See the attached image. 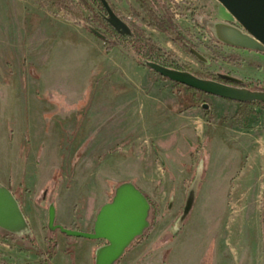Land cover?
Masks as SVG:
<instances>
[{"label":"rangeland","instance_id":"374dc122","mask_svg":"<svg viewBox=\"0 0 264 264\" xmlns=\"http://www.w3.org/2000/svg\"><path fill=\"white\" fill-rule=\"evenodd\" d=\"M61 1L0 0V175L31 219L33 232L20 238L0 230V264H85V250L75 242L90 239L60 231L55 234L56 256L45 260L48 204L57 203L64 213L74 204L71 224L91 231L90 225L82 228L84 215L91 207L98 212L124 181L141 187L156 207L154 216L151 209L152 226L116 264H216L218 235L227 221L225 199L242 163L228 143L235 141L238 127L264 126V105L239 104L175 85L137 63L124 44L106 55V38L89 32L90 24L65 21L53 6ZM108 2L130 27L142 28L183 66L180 70L217 79L219 73L228 74L264 89V51L218 41L216 18L233 21L215 0H164L187 40L186 49L144 21L137 0ZM98 12L101 16L104 8ZM191 48L208 61L198 60ZM192 109V119L198 120L195 132L182 131L186 136L181 133L175 146L173 141L172 146L161 143L164 121ZM30 140L38 170L32 161L27 164ZM192 188V210L180 222ZM92 241V250L102 243Z\"/></svg>","mask_w":264,"mask_h":264},{"label":"water","instance_id":"95a60500","mask_svg":"<svg viewBox=\"0 0 264 264\" xmlns=\"http://www.w3.org/2000/svg\"><path fill=\"white\" fill-rule=\"evenodd\" d=\"M104 8V21L123 39L133 38L131 27L112 9L108 0H100ZM231 17L233 24L217 22V39L226 45L242 49L264 51V0H215ZM89 30L101 39L106 37L97 29ZM190 52L201 62L208 60L195 49ZM143 65L166 79L190 87L204 94L238 103H264V89L250 90L243 80L219 73L222 80L207 79L158 62L144 59ZM203 108H208L206 103ZM196 190H189L179 221L192 210ZM151 206L142 190L132 181L115 187L110 201L102 204L96 213L91 231L75 230L56 223V208L50 202L47 208V228L58 229L69 237L102 240L94 250L93 264H116L126 249L150 225ZM0 230L16 237L33 235L30 224L12 191L0 181Z\"/></svg>","mask_w":264,"mask_h":264},{"label":"crops","instance_id":"0c3cea01","mask_svg":"<svg viewBox=\"0 0 264 264\" xmlns=\"http://www.w3.org/2000/svg\"><path fill=\"white\" fill-rule=\"evenodd\" d=\"M227 21L228 19L225 16H220L215 20V22L224 23ZM194 111L192 109L180 115L169 116L164 121L166 122L163 125L165 136L164 142L161 140V143L171 145L173 141V143L175 142L173 146H175L182 135L186 136L182 131L188 130L193 134L195 132L194 126L198 123V120L192 119L191 115H193ZM199 118L203 121V116ZM32 123L36 125L38 122L34 120ZM161 126L160 129L162 128ZM181 133L183 134L181 135ZM232 138L235 141L228 144L240 153L242 163L234 177H232V184L225 199L227 221L218 235L216 264L224 259L230 260L228 264H264V126L260 128L238 127L234 131ZM221 139L223 140V138ZM223 142L226 143L224 140ZM31 145L30 140L27 164L29 160L30 162L32 161L38 170L37 155H35L34 160H31ZM207 172L208 167L204 180H206ZM11 180L13 179L11 178ZM0 181L10 188L8 183L3 181L1 175ZM14 183L15 181L13 180ZM10 190L12 189L10 188ZM73 206L74 204L71 205L67 213H64L60 210L58 204L55 203L56 221L59 224H63L62 226H70L75 219ZM96 213L93 207L89 209L88 214L84 215V220L81 222L82 228L93 225ZM26 218L32 227L31 219L28 216ZM253 234L254 237H251ZM75 245L85 250L84 254L87 255L85 264H93V248L91 247L93 241L78 240ZM76 264H80V262Z\"/></svg>","mask_w":264,"mask_h":264},{"label":"trees","instance_id":"16d2710c","mask_svg":"<svg viewBox=\"0 0 264 264\" xmlns=\"http://www.w3.org/2000/svg\"><path fill=\"white\" fill-rule=\"evenodd\" d=\"M110 1V0H108ZM144 13L145 17L143 18L144 21L148 20V24L152 26L153 28L161 29L163 32L168 34L172 41L179 45L180 47L186 49V39L183 35V32L181 29L176 27V24L173 21L172 14L168 11V9L165 6L164 0H137ZM53 6L56 8L59 15L62 16V18L67 22H72L73 24L79 26V27H86L87 24L92 25L95 28H98V30L101 28L103 30V34L106 37V40H104V53L106 55H110L113 51V49L120 44H124L129 47V49L134 53L136 56L137 63L141 64L142 60L144 58L158 62L166 67L170 68H176V69H183V66L178 64L175 60L171 59L167 54L162 52L152 41L151 39L145 34V31L142 28L137 27L136 25L130 24L132 27V30L134 32V37L129 38L127 40L122 39L117 32H115L111 26H109L99 15L98 11H102V3L100 0H62L61 2L54 3ZM84 9L88 11L89 14H86L84 12ZM96 25V26H95ZM162 26H164L162 28ZM89 32H91L88 29ZM223 43V42H222ZM197 76L207 79H215L219 80L215 77H211L208 75H202L197 74ZM162 79H166L163 76H160ZM175 85L182 86L186 89L196 91L190 87H187L185 85L175 83ZM244 87L250 89V90H258L260 89L256 83L250 82L246 83ZM199 93H202L200 91H196ZM196 100V98H194ZM239 104H249V105H264V103L261 102H248V103H239ZM190 108L194 107V104H191L189 106ZM206 115L208 116V120L211 119V112H207ZM233 119L237 118V115H234L232 117ZM144 193V192H143ZM144 195L147 197L153 216L155 215V207L156 205L153 204V202L150 200L147 194L144 193ZM154 222V219L150 221V226H152ZM71 229L75 230H81L80 225L77 223H72L70 225ZM148 228V229H149ZM59 231L56 229L55 232H51V230H48L47 235L44 238L45 244H46V257L45 260L51 261L57 254L59 245L58 240L55 237V234ZM146 232V231H145ZM144 232V233H145ZM3 235H9L6 232H3ZM144 235V234H143ZM142 238V235L137 237L131 245L126 249L125 253L133 247L137 242H139ZM29 240L32 243H35L33 238H29ZM100 244L96 245L94 250L99 246ZM94 250H93V257H94ZM124 253V254H125ZM121 260V259H120ZM120 260H118L116 263H118Z\"/></svg>","mask_w":264,"mask_h":264},{"label":"flooded vegetation","instance_id":"af4514ba","mask_svg":"<svg viewBox=\"0 0 264 264\" xmlns=\"http://www.w3.org/2000/svg\"><path fill=\"white\" fill-rule=\"evenodd\" d=\"M232 24H233V22H232ZM219 81H222L221 79H219ZM244 85V84H243ZM10 189V188H9ZM12 191V190H11ZM12 193L14 194V196H15V193H14V191H12ZM16 197V196H15ZM16 199L18 200V198L16 197ZM18 202H19V200H18ZM19 204H20V202H19ZM21 206V205H20ZM57 223V222H56ZM57 224H59V223H57ZM61 225V224H60ZM64 227H67V226H64ZM92 229V228H91ZM62 233V232H61ZM64 234V233H63ZM67 236V235H66ZM94 241H97V240H94ZM104 243V241H102V243H100V245L101 244H103ZM99 245V246H100ZM93 263H94V257H93Z\"/></svg>","mask_w":264,"mask_h":264}]
</instances>
